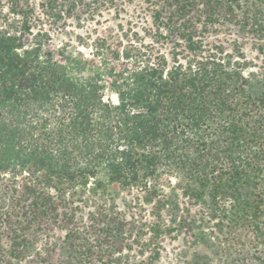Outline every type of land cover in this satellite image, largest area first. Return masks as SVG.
<instances>
[{
    "label": "trees",
    "instance_id": "16d2710c",
    "mask_svg": "<svg viewBox=\"0 0 264 264\" xmlns=\"http://www.w3.org/2000/svg\"><path fill=\"white\" fill-rule=\"evenodd\" d=\"M48 1L47 16L74 19L82 30L112 6H123L120 13L147 4L134 8L144 35H126L129 45L102 55L101 70L69 45L55 46L28 11L0 13V190L66 232L68 256L58 264H92L79 258L99 249L86 233L116 214L103 201L114 185L133 192L137 205L152 206L158 221L147 228L159 256L163 214L181 209L165 194L173 179L229 247L245 248L246 233L251 246L264 248V69L252 71L239 45L230 50L227 42L206 41L239 7L207 0ZM85 212L80 232L75 221ZM5 226L13 230L8 251L1 249ZM13 227L0 217V251L21 264L32 255ZM99 256L97 264H115L102 249Z\"/></svg>",
    "mask_w": 264,
    "mask_h": 264
},
{
    "label": "rangeland",
    "instance_id": "374dc122",
    "mask_svg": "<svg viewBox=\"0 0 264 264\" xmlns=\"http://www.w3.org/2000/svg\"><path fill=\"white\" fill-rule=\"evenodd\" d=\"M57 1V4H63V0ZM207 1L215 2V5L239 7V10L235 19L230 17L227 21H221V26L215 28V32L207 34L206 41L227 42L230 50L235 45H239L254 63L256 68L254 67L252 71L264 69V0ZM14 2H19L20 5H11ZM0 3L3 4H0V13L8 14L12 7H20L28 11L32 14L35 27H42L51 33L55 46L69 45L70 50L84 58L94 70L103 69L102 55L106 54L110 58L113 52L121 49L120 45H129L130 40L126 35L134 32L142 33V25L143 27L145 25L141 24V19L135 17L134 8L135 5H147L142 2L134 3L131 4L134 6L127 7L120 13L116 9H124L123 6L118 8L112 6L109 10L102 11L101 15L91 18L86 24L88 29L82 30L78 28L74 19L59 17L57 14L53 17L47 16L43 12L45 10L43 6L46 9L48 6L53 7V3H49L48 0H0ZM114 5L125 4L118 2ZM242 12H245L243 17ZM144 18H147L151 26L153 19L150 16ZM243 20L247 22L246 27H242ZM106 95L115 100L110 92ZM4 189L6 188L2 186L0 190V217L7 223H13V229L20 230L32 255L27 258V262L21 264H47L46 262L58 264L65 261L68 256L65 244L66 232L61 231L50 219L34 218L26 211L25 204L20 205L18 201L11 200L9 195L4 194ZM165 194L173 204L180 205L181 209L175 210V213L166 210L163 214L160 222L166 226L162 229V238L159 240L161 247L159 256L156 254V244L150 242L152 234L148 231V228L158 221L152 213V206L146 207L143 202L137 205L133 192L114 185L108 191L109 196L107 195L103 201L107 202L108 207L114 206L116 214L100 220L90 232L86 233L91 242L96 241L94 245L99 249L94 246L91 259L81 257L79 260L97 264L102 249L105 259L115 264H261L254 257H261L264 264V248L256 250L251 246L250 234L243 233L247 237L245 248L229 247L214 231L210 219L199 213V208L191 206L188 200L182 197L181 187L175 179L166 186ZM141 208L143 210L145 208L146 212H140ZM185 209H189L190 212ZM82 217L75 221L74 226V229L80 232L81 223H88L89 219L86 212ZM108 220H112V224L104 227L103 223ZM119 221L123 226H119ZM12 231L7 226L3 229L1 249L4 251L9 249ZM0 264H16V262L0 251Z\"/></svg>",
    "mask_w": 264,
    "mask_h": 264
}]
</instances>
